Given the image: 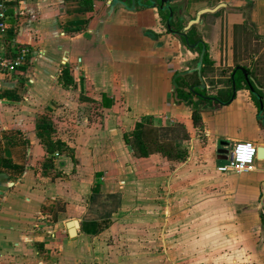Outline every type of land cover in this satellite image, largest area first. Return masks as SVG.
Listing matches in <instances>:
<instances>
[{
  "label": "crops",
  "instance_id": "obj_1",
  "mask_svg": "<svg viewBox=\"0 0 264 264\" xmlns=\"http://www.w3.org/2000/svg\"><path fill=\"white\" fill-rule=\"evenodd\" d=\"M0 1V49L32 50L21 71L0 73V264H264V161L218 171L229 162L222 149L264 147V114L245 77L234 99L219 98L233 94L242 67L264 104V0H181L184 27L225 5L196 25L211 62L205 89L200 53L169 32L160 4ZM178 73L191 105L177 101ZM178 215L199 233L186 244L199 248L195 262L173 238L153 239L167 217L175 233Z\"/></svg>",
  "mask_w": 264,
  "mask_h": 264
},
{
  "label": "water",
  "instance_id": "obj_2",
  "mask_svg": "<svg viewBox=\"0 0 264 264\" xmlns=\"http://www.w3.org/2000/svg\"><path fill=\"white\" fill-rule=\"evenodd\" d=\"M171 3L172 0H161L160 2V10L164 13H169V19L167 22V26H168V30L171 34H173L174 36H176L178 39H180V41L183 42V39H185V43L187 45V47L189 49H197L199 47V42L195 43V44H191L189 39H188V32L191 30V28L193 26L199 25L202 22V18L204 15L206 14H210V13H215L217 10H219L221 7H224L225 5H220L214 9H203L201 11H199L198 15L196 16L195 19L191 20L190 22H188V24L181 30V31H175L171 25L172 19H173V10L171 7ZM149 4L151 7H156L158 5L157 2H154L152 0H149ZM110 5H112V8L116 7V6H123L126 9L133 11L135 9H137L138 7H144L147 6L144 3V0H131V3H127L125 1L122 0H112L110 1ZM206 49L203 48L199 59H198V63L195 67V71L198 73L200 80L202 82V84L200 85L201 89H205L206 85L203 82L202 79V71H203V63H204V55H205ZM237 71H241L244 74L245 77V81L250 89V91L253 93V95L258 99L259 103H260V114L263 115L264 114V104H263V98L256 92V90H261V88L259 87L258 83L256 82V80L252 77L250 71H248L245 68L242 67H238ZM235 76H236V72L233 74V95H232V99L235 98L236 93H237V85H236V81H235ZM256 89V90H255ZM194 88H191V91H193ZM223 104V103H222ZM221 153L228 155L226 158H229V150H221ZM257 160L260 161H264V147H258L257 148ZM262 191H263V197H262V205H264V183L262 186ZM79 227L78 221L77 220H71L67 223V229L69 231L70 237L74 238L76 237V229Z\"/></svg>",
  "mask_w": 264,
  "mask_h": 264
},
{
  "label": "built area",
  "instance_id": "obj_3",
  "mask_svg": "<svg viewBox=\"0 0 264 264\" xmlns=\"http://www.w3.org/2000/svg\"><path fill=\"white\" fill-rule=\"evenodd\" d=\"M7 20L4 2L0 1V32H5ZM0 73L13 75L27 66L32 57V50L27 46L11 47L10 50L1 45ZM250 149V151H249ZM257 161V147L248 142L236 143L230 150L229 162L218 168L222 175L243 174L253 171Z\"/></svg>",
  "mask_w": 264,
  "mask_h": 264
},
{
  "label": "trees",
  "instance_id": "obj_4",
  "mask_svg": "<svg viewBox=\"0 0 264 264\" xmlns=\"http://www.w3.org/2000/svg\"><path fill=\"white\" fill-rule=\"evenodd\" d=\"M152 1L157 2L158 4H160V2H161V0H152ZM171 7L173 10V19H172L171 25L175 31L179 32L184 28V20H183L182 10H181L182 7H184L183 2L181 0H172ZM161 14H162L163 21L167 24L168 19H169V13H164L161 11ZM196 28H197V26H193L191 28V30L188 32V34H187L188 39H189L191 44H195V43L199 42V47L197 49H195L196 52L201 53L203 48L206 49V52L204 55V63H203V66L206 67V66L210 65V63H211L210 59H209L208 52H207L208 48H207L206 44L200 38L197 37ZM183 43L186 45L185 39H183ZM243 80H244L243 73L238 72V75L236 78L237 85L240 86ZM173 85L175 88V93L177 96L178 103L185 102L188 105H191L192 104V99H191L192 93L186 91V89L190 88V86H191L190 81L188 80V77L183 73H178L176 75V77H174V79H173ZM256 92L261 94L257 90H256ZM224 95H225V98H223V96H220L219 98L222 100V102L228 103L232 99L233 94H232V91H228ZM194 120L196 121V123L200 120V115L197 111L194 112ZM262 124L264 125V118L262 120ZM135 137L137 139L138 134H136ZM142 154H144V153H142Z\"/></svg>",
  "mask_w": 264,
  "mask_h": 264
},
{
  "label": "rangeland",
  "instance_id": "obj_5",
  "mask_svg": "<svg viewBox=\"0 0 264 264\" xmlns=\"http://www.w3.org/2000/svg\"><path fill=\"white\" fill-rule=\"evenodd\" d=\"M150 219H151V217H150ZM173 220H176V224L173 225L175 233L170 232L171 229H173V228L170 229L169 220L167 217V219L165 221L161 222L163 225H162L161 232H159V237L155 233L154 234L155 238H153V239L155 241L163 242L165 240L173 238V240H176L177 246L175 247L174 250L176 251L177 255L178 256L181 255L182 258L184 257L183 260L185 258H192V261L195 262L196 258L199 257L200 250H199V248H197L196 250L193 249L192 250L193 252H192L191 251L192 248L186 247V244H189V243L197 244L200 240L199 233L195 232V231H185L184 230V226H185V224H184L185 216L184 215H182V216L178 215L177 217H172V221ZM150 223H152V222H147L146 224H150ZM150 225H152V224H150ZM176 229H177V231H176ZM170 233H172V234H170ZM186 235L189 236V238H187V240H189V241H187V243H185V241H186L185 236ZM149 236H153L152 231L149 233ZM184 245H185V247H183ZM150 249L151 248H149V247L143 248L144 251H147ZM164 250H165V252H164ZM171 250H173V249H171ZM137 252H139V249H135V248L127 249L128 254L132 253L135 255ZM148 252H150V251H148ZM162 252H164L165 254H168L166 249H162ZM184 253H189V256L187 257L186 255H184ZM144 254H146V253H144ZM109 255H110V253H108V256ZM120 255H121L120 253L117 254V257L119 258ZM146 256H149V254H146ZM112 257H114V256H112ZM212 257H213V259H217L216 254H214Z\"/></svg>",
  "mask_w": 264,
  "mask_h": 264
},
{
  "label": "clouds",
  "instance_id": "obj_6",
  "mask_svg": "<svg viewBox=\"0 0 264 264\" xmlns=\"http://www.w3.org/2000/svg\"><path fill=\"white\" fill-rule=\"evenodd\" d=\"M249 151H250V149H249Z\"/></svg>",
  "mask_w": 264,
  "mask_h": 264
}]
</instances>
